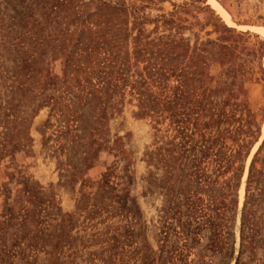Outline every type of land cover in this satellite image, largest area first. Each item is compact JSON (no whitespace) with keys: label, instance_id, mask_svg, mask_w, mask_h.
<instances>
[{"label":"rangeland","instance_id":"obj_1","mask_svg":"<svg viewBox=\"0 0 264 264\" xmlns=\"http://www.w3.org/2000/svg\"><path fill=\"white\" fill-rule=\"evenodd\" d=\"M251 167L264 0H0V264H226Z\"/></svg>","mask_w":264,"mask_h":264},{"label":"trees","instance_id":"obj_2","mask_svg":"<svg viewBox=\"0 0 264 264\" xmlns=\"http://www.w3.org/2000/svg\"><path fill=\"white\" fill-rule=\"evenodd\" d=\"M259 182L260 181L258 180V178H254V172L251 167L248 173V178L246 180L245 201L241 213L239 252L236 258H234V260V234H230L231 241L226 242L227 237L222 239L221 232L223 231V229L220 230L221 223L218 221V218L212 217V219L208 220L209 225H211L213 228V231L211 232V237L209 239V246L211 248H214L215 251L217 250L220 252H222L226 247V251L224 252L223 256L227 254V246H230V249L228 250V260L226 264H231L232 261H234V264H245L241 259L245 251L249 252L250 256L255 257L257 249H262V247L264 248V213L261 215V217L256 216L257 198H260L259 195L261 194H255V191L259 189L257 188V184ZM184 228H187L186 225H183L181 228L180 233L183 235L185 234L183 231ZM185 244H183L178 249L174 248L171 250L164 251L161 260L158 261L157 264H174L173 260L180 261L181 257L184 256L182 252V247L185 248ZM168 247L170 246L167 245L166 248ZM256 260L258 261V259H255V261ZM200 261L201 260L199 259V262ZM223 262L224 261H221V264H223ZM181 264H187V262ZM259 264H264V255L263 260H259Z\"/></svg>","mask_w":264,"mask_h":264}]
</instances>
